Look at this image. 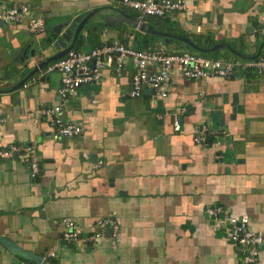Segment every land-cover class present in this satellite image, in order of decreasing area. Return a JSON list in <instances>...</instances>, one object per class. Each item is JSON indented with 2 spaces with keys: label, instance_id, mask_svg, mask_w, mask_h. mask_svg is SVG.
<instances>
[{
  "label": "crops",
  "instance_id": "obj_1",
  "mask_svg": "<svg viewBox=\"0 0 264 264\" xmlns=\"http://www.w3.org/2000/svg\"><path fill=\"white\" fill-rule=\"evenodd\" d=\"M22 4L42 18L44 31L0 22V150L32 146L40 172L31 179L15 159L0 160V236L41 258L52 252L57 264H243L236 248L209 230L205 209L221 205L264 235V76L237 71L230 79L172 78L166 99L148 91L131 99L133 68L126 63L119 75L104 69L100 81L83 86L74 100L58 99V73L40 86L13 89L56 53L52 29L62 22L94 12L92 22H101L102 15L118 16L114 9L135 17L117 0H0V13ZM145 23L165 33L173 28L191 41L194 35L203 49L224 43L252 57L264 42V0H188L174 18ZM80 34L72 50L81 52L113 41L138 46L135 37L148 35L125 23L103 31L87 23ZM159 45L186 52L168 48L165 40L147 48ZM209 56L223 58L216 51ZM234 94L243 112L232 117ZM52 104H61L64 117L82 127L81 136L51 139L39 110ZM182 108L181 130L174 132L172 115ZM209 111L224 116L223 127L214 125ZM202 122L219 131L217 145L193 143V129ZM104 217L119 224L116 249L103 239L76 251L61 240L62 219L87 232ZM20 261L0 244V264ZM254 264H264V249Z\"/></svg>",
  "mask_w": 264,
  "mask_h": 264
},
{
  "label": "built area",
  "instance_id": "obj_2",
  "mask_svg": "<svg viewBox=\"0 0 264 264\" xmlns=\"http://www.w3.org/2000/svg\"><path fill=\"white\" fill-rule=\"evenodd\" d=\"M188 0H117L118 8L134 13L140 22L148 19L159 21L169 20L176 14L186 10ZM0 22L20 25L25 24L30 32L41 33L44 23L26 4L14 6L0 13ZM129 63L133 68L130 79L129 97H143L147 91L154 97L166 99L172 78L201 80L207 78L230 79L237 72L252 71L264 76V50L255 60L224 59L219 56H201L190 52H167L164 45L149 49H139L128 43L113 41L103 43L87 52L69 51L63 58L39 69L23 85H42L45 77L58 73L60 87L58 99L62 102L74 100L79 96V90L86 85L96 84L101 79L104 69L112 70L119 75L124 65ZM185 113L182 108L172 115L171 124L174 132L181 130V117ZM51 127L50 137L53 141L72 139L83 134L81 126L66 119L61 104H52L39 110ZM209 123V122H207ZM206 122L196 125L193 129L192 141L196 145L208 146L219 138V131L214 130ZM217 145V143H214ZM88 159L87 155H83ZM15 159L24 165L29 178L35 179L40 172V159L32 146L10 145L0 150V160ZM101 162H97L95 168ZM207 226L210 231L218 232L227 243L233 245L243 264H254L260 252L264 249V235L252 230L249 221L244 216H233L221 205L205 209ZM60 225L61 240L76 251L89 250L96 243L107 239L110 247L116 249L120 227L111 217L97 219L91 231L83 232L70 219H62ZM54 259L55 254H46ZM30 260H21L20 264H44Z\"/></svg>",
  "mask_w": 264,
  "mask_h": 264
},
{
  "label": "water",
  "instance_id": "obj_3",
  "mask_svg": "<svg viewBox=\"0 0 264 264\" xmlns=\"http://www.w3.org/2000/svg\"><path fill=\"white\" fill-rule=\"evenodd\" d=\"M114 11L118 14V16H114L112 14L102 15L99 17L101 22H96V23L92 22L94 18V13H95L94 12L92 14H89L86 17H82L81 15H79L71 20L62 22L61 24L57 25V27H54L52 29V32L55 37L54 39H51V40H54L52 43V47L56 50V53L46 58L44 61L40 62L39 64H37L33 68V70L28 74V76L24 80L20 81L15 87H13V89H16L22 86L25 83V81H27L30 77H32L39 69L45 67L48 64L56 62L57 60L63 58L69 51H71L76 40L78 41L82 40L83 35L80 34V32L87 26V23L91 24L93 28L99 27L100 31H103L105 28L116 30V29H119L123 23H125L130 27L131 30H135L140 33H145L148 35H153V36L164 38L166 44H169L170 40H175L177 42H180L186 45L187 47H190L194 51L199 52L201 54L214 53L215 51L220 50V49H227L232 55H234L240 60H245V61L255 60L257 56L260 54L262 47H264V42H263L259 45L256 54L252 57H248L241 53H238L237 51L231 49L229 45L224 44V43L216 44L213 47L208 48V49H203V48L196 46L191 40L187 38H184L182 36L172 35L169 33L162 32V31H157L154 28L150 27L147 23L140 22L132 15H128L126 12H123L117 9H114ZM34 53L35 51L31 50L30 56L33 57ZM24 56H25V53H24ZM224 100H225V103H227L226 97H224ZM229 107L231 109L232 117L235 116L236 113L243 112V108L238 103L236 94L233 95L232 100L229 103ZM208 116L211 118V121L214 123L216 127L224 126V116L220 114L218 111H209ZM0 244L4 246L12 254H16L19 257L28 259L35 263H42L41 257L26 251L21 246L1 236H0ZM44 264H48V263H44Z\"/></svg>",
  "mask_w": 264,
  "mask_h": 264
},
{
  "label": "trees",
  "instance_id": "obj_4",
  "mask_svg": "<svg viewBox=\"0 0 264 264\" xmlns=\"http://www.w3.org/2000/svg\"><path fill=\"white\" fill-rule=\"evenodd\" d=\"M154 20V19H153ZM159 21V20H158ZM160 31H162L161 29H160ZM163 31H166L167 33H169V34H172V35H177V34H174V32H171L172 30L171 29H164ZM91 35V34H90ZM145 37H147V39L145 40ZM135 39H136V43H137V45L138 46H136L137 48H139V49H149V48H147L149 45H153V43H154V41H159V42H163L165 39L164 38H161V37H158V36H152V35H144V37H140V36H136L135 37ZM170 42H171V45H175V46H178L179 48L181 47V48H184V50L186 51V52H190V53H197V54H200V53H198V52H196V51H194L193 49H191L190 47H187L186 45H184V44H182V43H180V42H177V41H175V40H170ZM193 42V41H192ZM195 44V43H194ZM196 46H198L197 44H195ZM214 45V44H213ZM213 45H209L208 46V48H210V47H212ZM98 47V46H97ZM177 47V48H178ZM95 48V47H94ZM176 48V47H175ZM91 49H93V48H91ZM90 49V50H91ZM74 51H78V49L77 48H74L73 49ZM217 52V51H216ZM215 53V52H214ZM214 53H208V54H200V55H202V56H209V55H212V54H214ZM43 258H45V263H48V264H57L56 262H55V260L54 259H49V258H47L46 257V255L43 257ZM20 259L21 260H28V259H25V258H22V257H20Z\"/></svg>",
  "mask_w": 264,
  "mask_h": 264
},
{
  "label": "rangeland",
  "instance_id": "obj_5",
  "mask_svg": "<svg viewBox=\"0 0 264 264\" xmlns=\"http://www.w3.org/2000/svg\"><path fill=\"white\" fill-rule=\"evenodd\" d=\"M149 20V19H148ZM193 24V23H192ZM193 27V25L190 26V28ZM169 29H173V28H169ZM174 32V31H173ZM190 38L193 41H198L199 39L197 37H195L194 35H190ZM172 45H170L168 48H171ZM217 52L222 53L223 58H232V59H238L237 57L233 56L227 49H220L217 50ZM197 54V53H196Z\"/></svg>",
  "mask_w": 264,
  "mask_h": 264
}]
</instances>
